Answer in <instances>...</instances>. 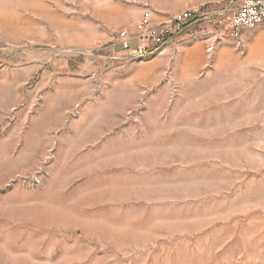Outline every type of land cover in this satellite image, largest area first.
Masks as SVG:
<instances>
[{"label":"rangeland","instance_id":"1","mask_svg":"<svg viewBox=\"0 0 264 264\" xmlns=\"http://www.w3.org/2000/svg\"><path fill=\"white\" fill-rule=\"evenodd\" d=\"M200 2L0 0V264H264V23L116 44Z\"/></svg>","mask_w":264,"mask_h":264},{"label":"built area","instance_id":"2","mask_svg":"<svg viewBox=\"0 0 264 264\" xmlns=\"http://www.w3.org/2000/svg\"><path fill=\"white\" fill-rule=\"evenodd\" d=\"M193 22L216 23L222 32L239 37L245 28L264 23V0H201L161 21L155 20L151 10L144 9L133 31L118 30L116 44L122 51L142 56L150 46L160 48ZM132 41H136L135 48Z\"/></svg>","mask_w":264,"mask_h":264},{"label":"crops","instance_id":"3","mask_svg":"<svg viewBox=\"0 0 264 264\" xmlns=\"http://www.w3.org/2000/svg\"><path fill=\"white\" fill-rule=\"evenodd\" d=\"M118 45V44H117ZM119 49H120V46L118 45ZM132 47L135 48L136 47V41H132Z\"/></svg>","mask_w":264,"mask_h":264}]
</instances>
